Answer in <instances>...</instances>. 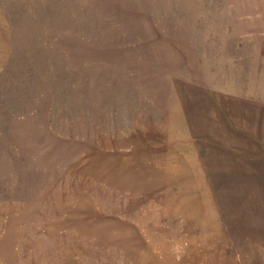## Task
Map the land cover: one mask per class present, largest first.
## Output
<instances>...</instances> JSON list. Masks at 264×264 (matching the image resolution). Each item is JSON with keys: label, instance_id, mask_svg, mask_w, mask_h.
<instances>
[{"label": "rangeland", "instance_id": "374dc122", "mask_svg": "<svg viewBox=\"0 0 264 264\" xmlns=\"http://www.w3.org/2000/svg\"><path fill=\"white\" fill-rule=\"evenodd\" d=\"M257 0H0V264H264Z\"/></svg>", "mask_w": 264, "mask_h": 264}, {"label": "crops", "instance_id": "0c3cea01", "mask_svg": "<svg viewBox=\"0 0 264 264\" xmlns=\"http://www.w3.org/2000/svg\"><path fill=\"white\" fill-rule=\"evenodd\" d=\"M249 10H264V0H257Z\"/></svg>", "mask_w": 264, "mask_h": 264}]
</instances>
